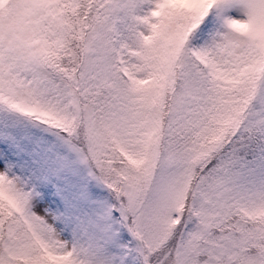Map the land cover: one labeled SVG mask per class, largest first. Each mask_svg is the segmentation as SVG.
I'll use <instances>...</instances> for the list:
<instances>
[{
	"label": "snow or ice",
	"instance_id": "6c2138e0",
	"mask_svg": "<svg viewBox=\"0 0 264 264\" xmlns=\"http://www.w3.org/2000/svg\"><path fill=\"white\" fill-rule=\"evenodd\" d=\"M0 264H264V0H0Z\"/></svg>",
	"mask_w": 264,
	"mask_h": 264
}]
</instances>
